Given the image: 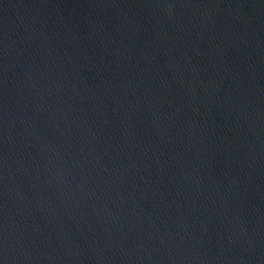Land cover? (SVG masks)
Here are the masks:
<instances>
[{
	"label": "water",
	"instance_id": "1",
	"mask_svg": "<svg viewBox=\"0 0 264 264\" xmlns=\"http://www.w3.org/2000/svg\"><path fill=\"white\" fill-rule=\"evenodd\" d=\"M0 264H264V0H0Z\"/></svg>",
	"mask_w": 264,
	"mask_h": 264
}]
</instances>
